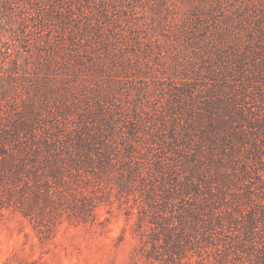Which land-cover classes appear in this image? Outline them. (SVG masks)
<instances>
[{
  "label": "trees",
  "instance_id": "obj_1",
  "mask_svg": "<svg viewBox=\"0 0 264 264\" xmlns=\"http://www.w3.org/2000/svg\"><path fill=\"white\" fill-rule=\"evenodd\" d=\"M230 5L232 16L227 13ZM214 9L242 24L234 36V52L218 49L199 65L196 57L193 61L179 53L168 87L153 95L156 88L146 76L132 97L135 108L151 99L159 120L171 122L168 129L141 134L140 120L129 117L130 105L122 97L110 99L103 89L98 98L86 101L79 123L70 120L76 124L64 135L45 138L34 148L44 157L38 164L17 161L14 154L5 161L15 168L7 191L37 227L69 213L81 222L93 220L105 196L100 192L113 193L116 187L121 196L135 197L141 220L149 217L169 238L178 229L189 236L191 229L212 243L223 240V249L217 247L223 264L232 262V253L245 257L247 264H264V0H217ZM216 17L196 12L178 26L193 44L198 31L208 30L211 21L220 19ZM151 62L147 66L156 70ZM158 64L164 61L159 58ZM153 78L154 84L170 80L169 74L167 79L157 74ZM142 142L148 143L144 149ZM41 163L49 167L43 178L38 173ZM18 164H25L26 173ZM70 165L73 178L65 175ZM50 172L58 183L55 188L49 186Z\"/></svg>",
  "mask_w": 264,
  "mask_h": 264
},
{
  "label": "rangeland",
  "instance_id": "obj_2",
  "mask_svg": "<svg viewBox=\"0 0 264 264\" xmlns=\"http://www.w3.org/2000/svg\"><path fill=\"white\" fill-rule=\"evenodd\" d=\"M216 2L0 0V264H223L217 248L223 249V240L212 243L191 229L189 236L178 229L169 238L149 217L141 220L135 197L121 196L116 187L113 193L100 192L105 196L93 220L81 222L69 213L52 220L54 224L37 227L22 212L19 199L7 191L15 168L5 162L14 154L17 161L38 164V158L44 157L34 148L79 123L86 101L98 98L103 89L110 99L122 97L130 105L129 117L140 120L141 134L168 129L171 122L159 120L151 99L135 108L132 97L144 85L139 79L146 76L156 88L153 95L168 87L175 77L172 62L179 53L193 61L196 57L199 65L218 49L234 52V36L239 35L242 24L234 23L232 17L222 18L214 9ZM240 4L237 2L238 7ZM232 10L230 5L227 13L231 16ZM196 12L203 17L217 14L220 19L211 21L208 30L198 31L200 37L192 44L178 24ZM100 30L104 34L98 37ZM102 39L108 42L102 43ZM116 47L122 48L117 55L113 52ZM159 58L164 65L158 64ZM150 62L156 70L147 66ZM156 74L165 79L169 74V82L154 84ZM202 80L209 82L207 77ZM143 124L151 127L144 130ZM147 144L142 142L143 149ZM24 165L17 168L25 172ZM39 167L43 178L49 167L45 163ZM65 175L75 176L73 166ZM48 176L49 186L57 187L55 175L50 172ZM166 210L170 212V208ZM229 256V264H247L245 257Z\"/></svg>",
  "mask_w": 264,
  "mask_h": 264
}]
</instances>
